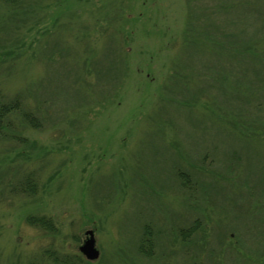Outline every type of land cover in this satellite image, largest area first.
I'll use <instances>...</instances> for the list:
<instances>
[{
  "label": "rangeland",
  "instance_id": "374dc122",
  "mask_svg": "<svg viewBox=\"0 0 264 264\" xmlns=\"http://www.w3.org/2000/svg\"><path fill=\"white\" fill-rule=\"evenodd\" d=\"M0 96V264H264V0H0Z\"/></svg>",
  "mask_w": 264,
  "mask_h": 264
},
{
  "label": "trees",
  "instance_id": "16d2710c",
  "mask_svg": "<svg viewBox=\"0 0 264 264\" xmlns=\"http://www.w3.org/2000/svg\"><path fill=\"white\" fill-rule=\"evenodd\" d=\"M1 1L6 2L8 4H14L15 2H17L19 0H1ZM2 99H3V96H0V137L9 135L13 139L20 138V136L15 134V133L8 134V131L11 130L9 127L11 123L9 122V120L5 121L6 118L10 114L14 113V111L16 112L18 110H21L18 107L19 101L17 98H15V99H11L9 101L3 102V101H1ZM21 116H22L24 121L30 123L32 126H35V127L38 126V120L31 118V115L29 113H27V112L21 113ZM19 187H20L22 192L33 194L36 190V183L32 180L31 177L27 176L19 184ZM27 220H28V223H32L35 221L34 217H32V216H29ZM36 223H40L41 225H43L45 227L50 226L49 222L46 220H36ZM61 263L62 264H69V262L66 259L61 260L60 264Z\"/></svg>",
  "mask_w": 264,
  "mask_h": 264
},
{
  "label": "water",
  "instance_id": "95a60500",
  "mask_svg": "<svg viewBox=\"0 0 264 264\" xmlns=\"http://www.w3.org/2000/svg\"><path fill=\"white\" fill-rule=\"evenodd\" d=\"M86 238L79 246L80 253L89 261H94L99 257V250L95 245L94 232L92 229L85 231Z\"/></svg>",
  "mask_w": 264,
  "mask_h": 264
}]
</instances>
